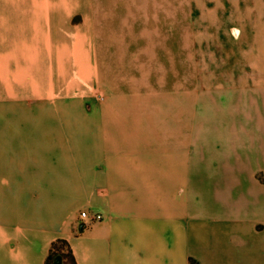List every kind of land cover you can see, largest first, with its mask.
I'll return each instance as SVG.
<instances>
[{
    "label": "crops",
    "instance_id": "1",
    "mask_svg": "<svg viewBox=\"0 0 264 264\" xmlns=\"http://www.w3.org/2000/svg\"><path fill=\"white\" fill-rule=\"evenodd\" d=\"M111 1L0 0V87L12 95L69 90L79 75L93 74V67L78 61L93 64L99 52L111 50L115 36L121 37L119 49L134 57L156 52L157 45L134 52L131 45L148 36L134 32L138 26L157 36V5L118 0L112 7ZM228 2V17L245 26V37L209 40L206 21L225 19L215 5L199 0L192 6L200 20L193 41L182 5L183 58L264 59V0ZM162 7L173 19V6ZM229 30L239 32L235 25ZM6 102L50 108L71 103ZM18 134L0 148L2 154L37 158L0 169L6 194L20 189L0 203V264H45L58 241L76 264H264V150L240 149L233 137L227 149L198 150L194 162L184 138L175 149L142 147L141 141L126 147L123 133L104 130L89 135L83 148L76 131ZM81 211L101 219L85 224Z\"/></svg>",
    "mask_w": 264,
    "mask_h": 264
},
{
    "label": "rangeland",
    "instance_id": "2",
    "mask_svg": "<svg viewBox=\"0 0 264 264\" xmlns=\"http://www.w3.org/2000/svg\"><path fill=\"white\" fill-rule=\"evenodd\" d=\"M200 1L209 7L215 5L216 14L225 19L218 23L206 21L209 40L218 41L221 35L232 41L245 37V26L235 17H228L230 0H223L222 6L214 0ZM164 2L173 6V19L166 18ZM198 2L157 0L154 4V0H140L145 7L157 5L158 32L155 37L149 29L138 26L134 32L148 36L132 44L131 52L148 49L150 44L157 45L156 52L146 50L142 58L134 57L138 54L119 49L117 41L121 37L115 36L111 50L99 52L93 64L78 61L79 67H93V74L79 75L76 86L69 90L55 87L53 96L48 92H14L13 96L0 87V148L10 144L17 133L41 131H76L78 147L84 148L89 135L105 130L123 133L126 147H135L141 141L142 147L175 149L181 148L184 138L194 162L198 160V150L227 149L233 137L240 140L238 148L260 154L264 150V59L183 58L182 42L187 38L182 35V5L189 10L184 22L189 23L190 38L195 41L198 38L193 33H198L200 20L198 9L192 6ZM110 3L113 7L119 2ZM232 25L239 28L236 35L229 30ZM19 99H61L71 103L50 108L19 107L6 102ZM4 152L0 149V169L37 158L7 156ZM262 175L255 173L260 180ZM6 190L0 187V203L14 199L17 193L13 192L20 189L9 188L8 194ZM262 234L264 237V231Z\"/></svg>",
    "mask_w": 264,
    "mask_h": 264
},
{
    "label": "trees",
    "instance_id": "3",
    "mask_svg": "<svg viewBox=\"0 0 264 264\" xmlns=\"http://www.w3.org/2000/svg\"><path fill=\"white\" fill-rule=\"evenodd\" d=\"M62 246H64L63 241L53 243L46 257L45 264H76L68 249L65 252L59 250Z\"/></svg>",
    "mask_w": 264,
    "mask_h": 264
},
{
    "label": "built area",
    "instance_id": "4",
    "mask_svg": "<svg viewBox=\"0 0 264 264\" xmlns=\"http://www.w3.org/2000/svg\"><path fill=\"white\" fill-rule=\"evenodd\" d=\"M80 217L85 224L91 223L93 221H98L101 219V215L99 213L88 214L86 211H81Z\"/></svg>",
    "mask_w": 264,
    "mask_h": 264
}]
</instances>
